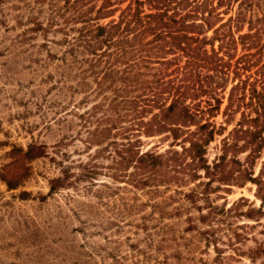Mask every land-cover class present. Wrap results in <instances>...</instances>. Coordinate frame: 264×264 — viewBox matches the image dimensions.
<instances>
[{
	"label": "rangeland",
	"instance_id": "1",
	"mask_svg": "<svg viewBox=\"0 0 264 264\" xmlns=\"http://www.w3.org/2000/svg\"><path fill=\"white\" fill-rule=\"evenodd\" d=\"M13 3L22 1H0V264H264V253H252L264 245V205L256 196V184L213 181L208 195L192 202L184 193L205 188L202 170L200 177L183 173V182L150 180L138 186L134 180L139 174L132 167L129 175H114L117 154L103 149L91 132L99 135L109 119L119 127L130 116L108 109L110 90H98L94 72L83 75V64L63 52L65 44L43 45L47 36L42 32L23 40L29 13L11 7ZM249 3L251 14L264 21V0ZM245 31L247 24L235 32L237 45L229 52L233 63L240 57L241 66L252 64L249 69L254 70L264 62V32L245 46L252 41L239 38ZM47 35L62 37L60 32ZM259 71L264 78V68ZM248 73L243 69L241 77ZM221 81L227 85L214 92L223 97L213 118L216 125L225 124L221 111L232 84L230 78ZM232 116L224 135L240 112ZM221 137L207 147L209 162L219 152ZM141 139L142 149L164 151L171 143L181 149L168 132L141 134ZM29 145H40L33 152L42 147L45 154L22 156L21 149ZM263 159L264 147L255 173ZM78 161L93 165L96 175L75 182L71 175L72 184L50 191L49 181L61 174L62 165H70L73 174L82 172ZM252 208L259 211L250 213Z\"/></svg>",
	"mask_w": 264,
	"mask_h": 264
},
{
	"label": "trees",
	"instance_id": "2",
	"mask_svg": "<svg viewBox=\"0 0 264 264\" xmlns=\"http://www.w3.org/2000/svg\"><path fill=\"white\" fill-rule=\"evenodd\" d=\"M21 1L11 7L29 13L30 24L23 30L22 39L42 32L47 36L43 45L65 44L63 52L70 53L79 66L83 64V75L94 72L98 90H110L111 95L105 97L109 98L108 109H122L124 117L130 116L119 127L109 119L99 135L91 132L103 149L117 154L113 158L118 166L114 175H129L132 167L139 174L134 180L138 186L150 180L183 182V173L200 177L202 170L207 178L205 188L184 193L192 202L198 196H207L213 181L224 185L251 181L263 207L264 159L257 173L254 167L264 147V78L259 71L264 62L259 61V66L250 70L252 64L241 66L240 57L233 63L229 52L237 45L235 32L245 24L247 31L239 38L252 40L245 46H252L257 35L264 32V21L251 14L249 0ZM49 32H60L62 37L49 38ZM243 69L250 71L246 78L241 77ZM227 78L232 84L221 111L225 124L216 125L213 118L220 113L223 97L214 92L216 88L226 89L227 84L221 80ZM234 112H240V116L224 135ZM113 131L121 136L119 140L112 136ZM163 132L170 133L172 142H179L181 149L174 148V143L164 151L142 149L141 134ZM217 135L223 136L219 152L209 162L207 147ZM39 148L29 145L25 151L21 149V154L27 158L44 155L42 147L33 152ZM244 152L241 159L239 154ZM75 164L82 172L73 174L70 165H62L61 174L49 181L50 191L72 184L71 175H75V182L97 173L89 162ZM6 183L15 187L14 182ZM207 207L211 209V205ZM231 207L233 203L227 209ZM254 211L259 209L249 210ZM259 252L264 253V245L252 251Z\"/></svg>",
	"mask_w": 264,
	"mask_h": 264
}]
</instances>
